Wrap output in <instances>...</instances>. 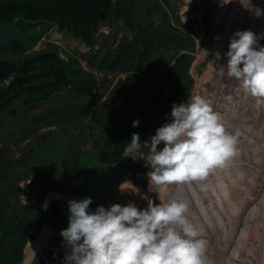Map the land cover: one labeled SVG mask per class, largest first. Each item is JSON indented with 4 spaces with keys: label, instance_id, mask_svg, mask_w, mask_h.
<instances>
[{
    "label": "rangeland",
    "instance_id": "rangeland-1",
    "mask_svg": "<svg viewBox=\"0 0 264 264\" xmlns=\"http://www.w3.org/2000/svg\"><path fill=\"white\" fill-rule=\"evenodd\" d=\"M150 2L152 0L143 1L139 13L136 9H132V22L136 23L137 20L141 24L135 31L127 27L118 29L116 25L122 24L121 19H118L111 24L102 25L95 34L92 44L73 38L68 32H63L60 37L48 41L44 33L32 46L25 49L23 54H32L56 46L61 58L67 59L68 54L74 56L83 71L95 74V91H98L101 97L94 93L91 99L81 98L72 93L71 88L68 87L57 93L55 98L37 107H21L17 114L9 111L0 112V163L6 166L7 176L13 178L12 186L9 185L8 179L0 178V205L3 215L6 218L12 216L14 211L18 210V204L12 203L14 200L26 204L21 196L24 195L29 203L30 196L45 185H49V190L45 194L43 205L46 202L48 206L50 203H57L54 204V209L67 207V202L71 199L84 198L76 194L72 195L63 189L64 186H71L72 190L81 188L84 177L76 175L68 179L69 174H61L64 164L61 161L63 154L59 152L60 147L62 146V152L67 151V140L72 132H74V138L70 151H79L78 146L80 151L93 147L98 135L105 129L103 125L108 121V116L111 114L109 112L117 110L120 105L125 109L129 108L123 100V95L131 88L134 78L126 82L123 87L125 90L121 89L117 82L132 73L139 77L151 59L157 58L160 63L169 67L174 58L183 51L179 48L154 49L139 70H132L131 66L138 65L139 62L136 57L130 56L122 60L120 69L108 72L89 67L87 63L89 54L96 53L99 60L108 51L115 53L125 40L134 37L137 30L144 29L146 33L147 30L155 29L163 34L169 28L171 32L194 41V50L191 52L193 59L188 68V74L193 82L187 97L201 96L211 111L215 104L216 108L213 112L218 111L222 115V117L219 116L220 123L227 132L235 136L234 154L225 160L226 163L223 162L210 169L204 177L191 180L183 198V201L190 205V207L186 205V210L189 207L190 211H186L185 215L197 232L196 239L203 245V264H264V107L255 106L251 97L242 95L238 81L227 75L226 65L223 69L221 68L226 62L223 54L227 51L229 37L234 30H250L261 37L258 44L264 45V0H245V4L243 0H171L169 4L160 1L163 9L157 6L149 8ZM244 6L250 8L247 9ZM237 9H239L238 13H236ZM248 10L252 11V15ZM145 11L149 12L148 21L145 20ZM203 11H208L210 14V23L207 28L201 19ZM186 22L193 26L192 31L182 27L181 24ZM255 23H257L256 27ZM141 50V43L132 49L138 54H141ZM217 52L220 53V59L214 56ZM11 58L13 54L10 52L0 54V59L10 60ZM11 78L12 75L2 80V83H8ZM160 78L164 77L155 73L150 81L157 84ZM220 83H224L226 87L221 88ZM110 95L114 98L113 102L108 100ZM166 95H168V89L164 88L159 94L163 98L164 105H160L158 116L153 117L150 111L145 113V119L151 121L148 125L150 128L148 137L154 134L157 127L166 122V114L170 112L172 103H180V97L173 101H165ZM88 104L91 110L86 117L75 114L78 111L77 108ZM55 109L59 112H67L68 115L61 120L51 119L48 123L29 128L32 118L46 115L48 118L50 110ZM117 116L113 121H119L122 114L117 113ZM81 121L82 125H87L84 127L86 129L82 132L74 131L75 124ZM42 137L48 143L45 153L41 152L44 153L43 159L35 160L29 157L24 166H16L17 160L24 155L22 153L31 147L37 148V142ZM123 154H127L126 149ZM149 155L150 151L148 154L141 153L136 157L148 164ZM233 163L234 167L228 168ZM20 171L23 173L22 177ZM151 171H146V179L141 186L134 184L130 175H122L117 182V191L114 195L103 201H94L90 209L94 210L99 205L107 208L114 203L123 205L128 202L135 204L138 208L141 207L145 200L143 197L148 196L149 193L147 172L151 173ZM126 180H130L138 190H132L134 193L127 189L120 191L119 185ZM212 183L219 184L216 186L217 192L211 190ZM183 184L185 185V183L161 185L165 188V203L172 200L175 193L179 194ZM161 186L157 188L154 201L158 204H164L161 201L163 197L160 195ZM61 221L62 228H66L67 214L61 217ZM38 236L39 233L32 234L23 246V253H28L32 244L35 246L33 251L29 252L25 264H62L66 253L62 238L60 237L54 244L58 255L44 263L40 258V247L46 244L37 243Z\"/></svg>",
    "mask_w": 264,
    "mask_h": 264
},
{
    "label": "trees",
    "instance_id": "trees-1",
    "mask_svg": "<svg viewBox=\"0 0 264 264\" xmlns=\"http://www.w3.org/2000/svg\"><path fill=\"white\" fill-rule=\"evenodd\" d=\"M143 1L145 0H0V23L15 21L20 28L42 24L48 30L57 19L58 27L62 32H68L73 38H79L87 44H92L95 34L102 25L111 24L118 19L122 21L121 25H116L118 29L127 27L129 30L135 31L136 27L141 26L137 20L136 23L132 22L131 11L136 9L139 13ZM160 1L169 4L171 0H152L149 3V8L155 6L162 8ZM144 14L145 20L148 21L149 12L145 11ZM165 17L168 23L167 15ZM201 19L207 28L210 23L209 12L203 11ZM36 39H33L34 43ZM139 43L142 44L141 54L132 51ZM159 48L163 50L179 48L183 52L174 58L169 67L160 63L157 58L151 59L139 77L132 73L117 82L122 89L126 82L134 78L131 88L127 89L128 91L123 95V100L129 108L125 109L120 105L117 110L109 112L111 114L108 116V121L103 125L105 129L98 135L93 147L80 151L78 146L79 151H70L74 132L67 140V151L62 152V146L60 147L59 152L63 154L61 161L64 164L61 174H69L68 179L76 175L84 177L81 188L72 190L71 186H64V191L84 198L90 197L94 202L96 200L103 201L114 195L117 191V182L122 175H130L136 185L144 184L146 171L152 169L150 165L139 160L136 155L148 154L150 150L142 147L139 151L131 154L123 153L132 133H138L141 141L149 138L150 128L148 125L151 121L145 119V113L150 111L151 114H154H152L153 117L160 114V105H164L163 98L159 96L162 89H168L165 101H173L180 97L179 102H181L187 97L193 82L192 77L188 74V68L193 59L191 52L194 50V41L171 32L169 28L163 34L155 29L147 30L146 33L144 29H141L135 32L132 39L125 40L115 53L108 51L99 60L96 53H90L87 59L89 67L108 72L120 69L122 60L132 56L138 59L139 64L131 66L133 71H137L142 67L144 60L150 57V52ZM24 51L25 49L21 48L17 42H12L9 47L0 49V54L2 52L13 54V58L9 60L8 71L0 79V112L9 111L12 114H17L21 107H37L55 98L57 93L68 87L71 88L72 93L81 98L91 99L94 93L101 97L98 91H95V74L83 71L74 56L68 54L67 59L61 58L56 46L32 54H23ZM155 73L164 77L160 78L157 84L150 81L151 76ZM10 75L12 78L9 82L3 84L2 80ZM108 100L113 102V96L110 95ZM77 110L76 115L86 117L91 108L88 104L80 106ZM117 113L122 114L121 119L113 121ZM67 115L68 113L64 111L50 110L48 118L47 115L32 118L29 128L48 123L51 119L61 120ZM137 119L139 125L132 127V122ZM86 126L82 125L81 121L75 124L73 130L82 132ZM67 133L69 134V131ZM37 144V148L31 147L22 153L24 155L17 160L16 166H24L29 157L35 160L43 159L42 155L45 153L48 143L42 137ZM42 151L44 153H41ZM128 155L131 158L125 157ZM6 173V166L0 163V178L8 179L9 185L12 186L13 178L7 176ZM21 174L22 177L23 173L21 172ZM48 186L38 188L30 196V201L27 204L14 200L12 203L18 204V210L14 211L9 218L3 215L0 205V264H25L29 252L33 251L35 246L32 244L28 253H23V246L27 238L38 233L37 243L46 244L40 247L41 260L46 263L58 255L54 244L61 237L60 231L64 229L61 217L67 214V207L54 209V204L57 203H50L47 210L43 209L45 194L49 190ZM50 238L52 239L49 240Z\"/></svg>",
    "mask_w": 264,
    "mask_h": 264
},
{
    "label": "clouds",
    "instance_id": "clouds-1",
    "mask_svg": "<svg viewBox=\"0 0 264 264\" xmlns=\"http://www.w3.org/2000/svg\"><path fill=\"white\" fill-rule=\"evenodd\" d=\"M250 30H237L229 37L223 56L227 75L238 81L239 90L264 107V45ZM220 59V53H214ZM139 120L132 122L137 127ZM235 136L227 132L219 116L201 96L173 102L166 122L141 141L132 133L127 153L150 150L148 191L161 185H177L204 177L234 154ZM159 146V147H158ZM130 157V155L125 156ZM150 180V183H149ZM138 190L131 181L120 191ZM24 202L28 201L21 195ZM145 208L114 203L90 209L93 200L85 197L67 202L68 226L59 235L66 253L62 264H203V245L188 221L186 204L179 197L158 204L147 196ZM47 210L48 202L43 205Z\"/></svg>",
    "mask_w": 264,
    "mask_h": 264
},
{
    "label": "water",
    "instance_id": "water-1",
    "mask_svg": "<svg viewBox=\"0 0 264 264\" xmlns=\"http://www.w3.org/2000/svg\"><path fill=\"white\" fill-rule=\"evenodd\" d=\"M182 27L186 28L189 31H192L193 29V26L187 22L182 23ZM57 28H58V20L55 19L53 29L47 33L49 40H53L61 36ZM43 32H44V27L42 24H38L36 26H28L25 29H21L20 27H18L15 21L1 22L0 49H2L3 47H9L12 42H17V44L21 48L27 49L28 47L34 44L33 39L41 37ZM9 66H10V62L7 59H0V79L6 74V72L9 69ZM156 192H157V188L155 192H149L147 197L155 201ZM177 197H179V194L175 193L173 198H177ZM186 205L190 207V205H188L187 203ZM146 206H147V200L145 199L141 204V207L139 208H145ZM189 207L188 210H186L188 212L190 211Z\"/></svg>",
    "mask_w": 264,
    "mask_h": 264
},
{
    "label": "bare ground",
    "instance_id": "bare-ground-1",
    "mask_svg": "<svg viewBox=\"0 0 264 264\" xmlns=\"http://www.w3.org/2000/svg\"><path fill=\"white\" fill-rule=\"evenodd\" d=\"M259 1H260V0H259ZM243 2H244L243 4H245V0H243ZM242 6H243V5H242ZM244 7L247 8V9L250 8V7H246V6H244ZM235 8H236V7H235ZM243 9H244V8H243ZM238 10H239V9H237V11L235 10L236 13H238ZM248 11H250V10H248ZM254 11H255V10H254ZM250 12H251V15H252V11H250ZM253 13H254V12H253ZM255 16H256V15H255ZM238 19H239V18H238ZM242 20H244V19H242ZM235 23H236V22H235ZM235 23H233V25H235ZM243 23H244V21H243ZM243 23H242V25H243ZM257 23H258V22H257ZM257 23H255V27H256V24H257ZM240 25H241V23H240ZM240 25H239V26H240ZM259 27H260V26H259ZM224 32H226V30H225ZM231 32H232V31H231ZM234 32H235V30H234ZM234 32H233V33H234ZM217 50H218V49L216 48V51H217ZM221 55H222V54H221ZM205 75H206V73H205ZM218 81H219V80H218ZM219 85H220L221 88H222V87H223V88L226 87V85H225L224 83H220ZM232 92H233V94H234V91H232ZM231 94H232V93H231ZM242 95H243V94H242ZM239 96H240V93H239ZM243 99H244V98H243ZM240 100H241V99H240ZM242 102H243V101H242ZM245 104H246V103H245ZM242 107H243V106H242ZM244 111H245V109H244ZM246 111H247V110H246ZM262 111H263V110H262ZM245 113H246V112H245ZM216 114H217V113H216ZM262 115H263V114H261V116H262ZM241 117H243V116H241ZM243 119L245 120V118H243ZM263 121H264V119H263ZM262 124H263V122H262ZM245 126H246V125H245ZM258 132H259V131H258ZM235 159H236V157H235ZM226 160H227V159H226ZM231 160H232V159H230V161H231ZM231 162H234V163H235V161H233V160H232ZM224 163H226V162L224 161ZM234 163L231 164L232 166L229 165L230 167H228V166H227V167L231 169V167H234V165H235ZM224 174H225V173H224ZM222 175H223V174H222ZM225 175H226V174H225ZM236 175H237V174H236ZM217 176H218V175H217ZM223 176H224V175H223ZM228 176H229V175H228ZM232 176H233V175H232ZM221 177H222V176H221ZM214 180H216V179H214ZM128 181H130V180H128ZM219 181H220V176H219ZM199 182H200V181H199ZM203 182H204V181H203ZM216 182H217V181H216ZM190 183H191V181L186 182L185 185L183 184V185H182V188L180 189L179 197H180L182 200H183V198H184V196H185V194H186L185 191H186V189H187V186H188ZM200 183H201V182H200ZM218 183H220V182H218ZM212 184H213V183H212ZM216 186H219V184L217 185V183H215V184L211 185V187H212L211 190H212L213 192H217V191H216V188H217ZM188 187H189V186H188ZM164 190H165V188H164L163 186H161V193H160V195L163 196V197H162V200H161L163 203L166 202V200H165V198H164ZM209 191H210V190H209ZM225 191L227 192V189H226ZM207 194H208V193H207ZM165 195H166V194H165ZM211 196H212V195H211ZM199 199H200V198H199ZM197 200H198V199H197ZM197 200H196V201H197ZM207 203H208V202H207ZM201 207H202V206H201ZM203 208H204V207H203ZM202 211H203V210H202ZM208 246H209V245H208ZM214 247H215V246H214ZM224 249H225V248H224ZM225 251H226V250H225ZM225 253H226V252H225ZM203 255H204V253H203ZM203 255H202V256H203Z\"/></svg>",
    "mask_w": 264,
    "mask_h": 264
},
{
    "label": "flooded vegetation",
    "instance_id": "flooded-vegetation-1",
    "mask_svg": "<svg viewBox=\"0 0 264 264\" xmlns=\"http://www.w3.org/2000/svg\"><path fill=\"white\" fill-rule=\"evenodd\" d=\"M43 27H44V32H43L42 36L44 35V33H46V38H47L46 40L49 41V39H48V34H47V33L53 29V27H54V23H53V25H52L48 30H46L45 25H43ZM21 29H25V28H21ZM57 30H58V32L60 33V35L63 34V32L59 29V27L57 28ZM42 36H41V37H42ZM38 39H40V37L37 38L36 41H37ZM36 41H35V42H36ZM33 42H34V40H33ZM8 61H9V60H8ZM219 82H221V81H219ZM212 108H213L212 110L214 111L215 108H216L215 104H213V107H212ZM216 113H217L218 116L222 117V115H221L218 111H216Z\"/></svg>",
    "mask_w": 264,
    "mask_h": 264
}]
</instances>
